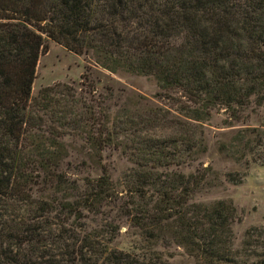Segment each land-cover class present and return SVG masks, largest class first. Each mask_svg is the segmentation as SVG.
Wrapping results in <instances>:
<instances>
[{"label": "trees", "instance_id": "obj_1", "mask_svg": "<svg viewBox=\"0 0 264 264\" xmlns=\"http://www.w3.org/2000/svg\"><path fill=\"white\" fill-rule=\"evenodd\" d=\"M49 41L110 72L152 77L171 112L180 135L148 147L124 194L101 155L127 149L139 158L122 140L126 120L67 84L31 97ZM263 100L264 0H0V264H171L157 243L205 264L228 260L232 209L190 204L201 177L175 167L193 166L205 150L201 123L213 113L246 121ZM66 137L88 144L100 166L82 190L66 167ZM106 206L145 244L114 246L112 217L87 229L85 212L105 215Z\"/></svg>", "mask_w": 264, "mask_h": 264}, {"label": "rangeland", "instance_id": "obj_2", "mask_svg": "<svg viewBox=\"0 0 264 264\" xmlns=\"http://www.w3.org/2000/svg\"><path fill=\"white\" fill-rule=\"evenodd\" d=\"M87 77L92 82L86 91ZM58 83L67 84L87 98L100 102L102 108L110 112L111 119L126 120L119 128L124 133L122 140L133 149L137 148L135 153L139 158L130 156L127 149L126 152L107 149L101 155V164L105 165L110 180L123 194L136 175L142 173L144 161L141 157L146 155L148 147L158 140L180 135L171 128V112L160 99L152 77L110 72L96 65L89 55L75 54L49 41L36 64L31 97H36L41 88ZM244 113L248 117L246 121L226 123L227 115L223 111L204 120L201 128L205 150L193 166L175 167L185 175L197 173L201 177L190 195V204L210 210L223 202L232 209L228 222L231 234L226 243L230 251L228 260L214 264H264V100L250 105ZM174 116L180 119V116ZM64 143L69 152L68 173L78 180L82 190L86 180L100 174V166L94 151L84 141L66 137ZM104 209L105 215L85 212L83 220L87 229L99 227L105 219L112 217L119 226L113 239L114 246L133 251L145 244L135 235L137 229L117 207L106 206ZM153 249L162 252L171 264H205L199 256L182 247L163 248L157 243Z\"/></svg>", "mask_w": 264, "mask_h": 264}]
</instances>
